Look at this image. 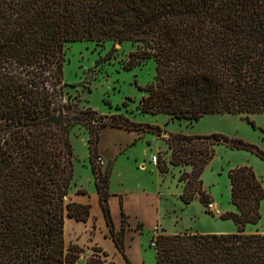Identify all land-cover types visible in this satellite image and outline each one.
<instances>
[{
    "label": "trees",
    "instance_id": "trees-1",
    "mask_svg": "<svg viewBox=\"0 0 264 264\" xmlns=\"http://www.w3.org/2000/svg\"><path fill=\"white\" fill-rule=\"evenodd\" d=\"M125 38L136 44L125 67L155 60L154 79L141 87V111L190 119L264 112V0H0V264H77L83 248L65 241L64 217L85 220L90 204L64 198L73 177L71 128L89 130L94 160L100 128L120 124L80 106L69 91L64 45ZM155 127L137 122L128 128ZM222 140L246 144L219 132L167 137L169 162L191 164L178 176L185 178L182 201L193 198ZM110 172L111 165L102 178L94 172L109 222ZM228 176L236 211L220 216L232 217L236 229L158 233L155 264H264V232L246 231L260 218L264 183L248 165L229 169ZM111 230L122 248V233ZM93 249L85 264H118Z\"/></svg>",
    "mask_w": 264,
    "mask_h": 264
},
{
    "label": "rangeland",
    "instance_id": "rangeland-1",
    "mask_svg": "<svg viewBox=\"0 0 264 264\" xmlns=\"http://www.w3.org/2000/svg\"><path fill=\"white\" fill-rule=\"evenodd\" d=\"M135 47L136 44L128 38L120 41L77 39L65 42L63 77L69 83V91L78 98L80 106L89 105L96 110L94 115H102V119L116 121L120 125H104L100 128L94 160L89 159V130L83 124H75L71 128L73 177L69 193L64 198L66 201L75 199L81 184L89 183L90 169V178L95 183V173H99L102 178L109 165L112 166L109 175L110 191L121 192L143 186L148 190H160L162 224L157 222L149 229L150 241L147 229L141 234L142 243L148 240L144 251L145 264H155L156 249L151 242L158 233L231 232L236 229L232 217L220 216L225 212L236 211L230 201L228 171L236 166L248 165L264 183V112H250L249 119L239 112H207L198 119H190L178 118L165 112L141 111L137 106L145 93L141 87L154 79L155 60L148 57L141 63L125 67L130 51ZM137 122L157 125L158 128L138 130L139 134L131 142L126 141L129 139L128 127ZM175 132H219L231 140L246 144L230 145L223 140L215 143L214 154L200 174L201 181H196L193 198L184 202L179 194L173 192H181L185 178L179 180L178 176L189 172L191 164L169 162L171 150L166 139L170 133ZM119 144L122 147L117 149ZM152 154L157 155L154 166L149 162ZM163 162L168 164V170L157 172L159 164ZM206 194L207 198L204 197ZM209 199L217 203L221 209L220 214H213L208 209L206 201ZM259 211V220L254 224H246L247 232H264V198ZM150 224L151 221H146L145 227ZM136 228L141 231L143 225L140 223ZM69 240L75 241L74 236L66 234L65 241L68 243ZM93 248L83 246L76 263L83 264L81 260H86L94 252ZM99 252L103 254L102 250Z\"/></svg>",
    "mask_w": 264,
    "mask_h": 264
},
{
    "label": "crops",
    "instance_id": "crops-1",
    "mask_svg": "<svg viewBox=\"0 0 264 264\" xmlns=\"http://www.w3.org/2000/svg\"><path fill=\"white\" fill-rule=\"evenodd\" d=\"M129 139L132 141L139 134L136 129H127ZM132 138V139H130ZM125 142L127 144L128 142ZM123 142V143H124ZM122 147L119 144L117 149ZM123 149V148H122ZM118 154H116L117 156ZM115 159V158H114ZM144 163L146 160L142 159ZM151 165L154 166L151 157L149 159ZM113 165V162H112ZM141 165V163L139 164ZM141 169H144L140 166ZM112 169V166H111ZM157 170V169H156ZM159 172V168L157 170ZM91 169L89 176L91 177ZM155 173V171L153 172ZM89 177V183L81 184V189L75 193V201L88 202L89 216L87 219H77L68 214L64 217V237L65 235L74 236L75 242L84 247H99L103 252L107 253L111 259L118 264H145L146 245L150 241L151 233L149 229L157 222L162 224L160 214V198L161 192L158 189L148 190L145 186L139 189H128L118 192L117 190L110 191V177L108 181L109 194L106 198V203L110 212V222L104 212L99 193L96 189L93 179ZM179 194L180 191L173 192ZM151 224L145 227V222ZM143 225V229L137 230L138 224ZM121 232L123 246L119 248L116 244L112 230ZM144 229L149 231V239L146 243H142L141 234ZM201 232V231H200ZM83 261V262H82ZM85 259L81 260L85 264Z\"/></svg>",
    "mask_w": 264,
    "mask_h": 264
},
{
    "label": "built area",
    "instance_id": "built-area-1",
    "mask_svg": "<svg viewBox=\"0 0 264 264\" xmlns=\"http://www.w3.org/2000/svg\"><path fill=\"white\" fill-rule=\"evenodd\" d=\"M151 160L153 162H156L157 160V155L156 154H152L151 156ZM206 205L208 207V209L213 213V214H220L221 213V209L219 208V206L217 205V203L212 200V199H209L206 201ZM155 238H153L152 242L151 243H154L155 244V241H154Z\"/></svg>",
    "mask_w": 264,
    "mask_h": 264
}]
</instances>
